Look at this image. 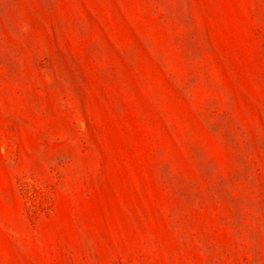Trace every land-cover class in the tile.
<instances>
[{
  "label": "rangeland",
  "instance_id": "374dc122",
  "mask_svg": "<svg viewBox=\"0 0 264 264\" xmlns=\"http://www.w3.org/2000/svg\"><path fill=\"white\" fill-rule=\"evenodd\" d=\"M0 264H264V0H0Z\"/></svg>",
  "mask_w": 264,
  "mask_h": 264
}]
</instances>
